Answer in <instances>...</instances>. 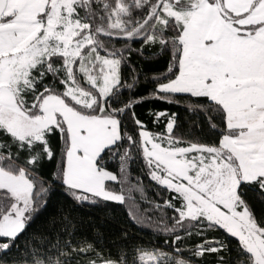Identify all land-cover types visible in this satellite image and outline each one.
<instances>
[{"label": "snow or ice", "instance_id": "1", "mask_svg": "<svg viewBox=\"0 0 264 264\" xmlns=\"http://www.w3.org/2000/svg\"><path fill=\"white\" fill-rule=\"evenodd\" d=\"M0 264H264V0H0Z\"/></svg>", "mask_w": 264, "mask_h": 264}]
</instances>
